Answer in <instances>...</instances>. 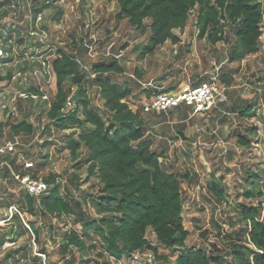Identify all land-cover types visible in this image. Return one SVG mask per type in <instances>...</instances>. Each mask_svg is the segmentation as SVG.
<instances>
[{
  "label": "trees",
  "instance_id": "1",
  "mask_svg": "<svg viewBox=\"0 0 264 264\" xmlns=\"http://www.w3.org/2000/svg\"><path fill=\"white\" fill-rule=\"evenodd\" d=\"M23 1H0V11L7 6L4 14L11 11L12 17L20 15L23 25L18 28L15 25L3 24L5 32L0 30V44L7 52V56L0 59L3 63L15 61V51L18 53L17 47L24 43V34L32 37L28 30L29 22L23 16L28 11L23 9ZM107 1L117 2L118 21L128 20L135 30L142 32L150 29V38L140 53L144 58L154 54L160 46L169 41L180 44L181 37L175 30L183 31L187 27L193 10L198 13L200 38L208 36L210 42L215 45L222 40L231 43L230 36L234 34L229 51L230 60L242 62L248 55L260 50L264 34V3L261 0ZM13 4H16L17 8H14ZM33 5L37 7L35 11L39 12L36 1ZM228 27L231 33H226ZM13 38L16 44L10 42ZM39 43L41 42L38 41L37 44ZM78 49L71 51L63 46L55 48L52 69L56 93L50 102V123L47 128L54 126L60 131L73 130L74 136L70 137L68 146L74 159H77L82 146L87 150L89 175L98 179V192L94 195L83 194L78 184L75 193L64 194L55 175L44 179L48 189L40 195H31L23 188L19 212H13L10 219L6 217L8 221L19 223L21 230L18 235L27 234L28 225L35 236V243H38L39 252L47 256L48 249L42 241L38 224L25 217V214L39 217L49 232L56 228L53 219L68 224L67 220L73 218L74 223L81 225L83 232L70 229L63 236V264H90L91 260L86 259L89 250H98L97 255L103 259L113 257L117 261L127 263L131 262L137 251L149 250L156 261L167 262L171 256L176 255L175 264H264V179L257 172L252 173L251 181L259 189V201L241 205L240 222L243 227L226 235L231 243V251L218 252L219 248L215 244L212 251L198 246L186 248V239L190 233L182 216V175L178 171L164 169L161 157H164L165 153L154 148L155 141L150 135V130L159 122H163L162 128L167 126L166 111L145 112L143 108H131L128 98L132 95L133 88L128 83L132 81L135 85H140V78H130L129 81L126 80V85L119 83V76L125 72V66L118 56L96 62L92 77L83 60L84 51ZM89 78L101 90L105 106L103 113L87 94ZM70 82L77 86L81 97L78 101H72L71 105L69 102L74 95L72 88L68 87ZM222 82L230 86L231 80L227 79V74H223ZM28 92L38 94L40 88L33 84ZM19 102L18 105L21 106ZM220 104L228 111L239 112L240 116H247L254 111L252 104L244 109L238 105L226 106V102ZM158 113L163 114L162 119ZM183 118H187V115ZM3 127L4 124L0 123V133ZM9 129L11 141L33 136L37 131L30 114L22 109L20 116L10 122ZM247 132L259 134L256 127H248ZM161 134L170 136L169 131L165 129H162ZM238 141L244 146L251 145L248 135L239 133ZM16 155L7 156L13 170L21 175L30 174L39 178L38 173L43 167V162L33 161L30 167L25 166V162L18 165ZM80 162L79 165L82 163ZM1 171L4 176L14 179L9 167L0 168V173ZM71 180L75 183L79 181V176L74 173ZM213 191L219 198H223L220 191ZM246 196L253 195L246 193ZM89 199L96 207L95 214L88 209ZM149 232L155 235L158 244L151 242ZM203 234L208 237L209 231ZM49 238L54 239V236ZM6 241L5 236L0 235V245H4ZM100 246L104 251H99Z\"/></svg>",
  "mask_w": 264,
  "mask_h": 264
},
{
  "label": "rangeland",
  "instance_id": "2",
  "mask_svg": "<svg viewBox=\"0 0 264 264\" xmlns=\"http://www.w3.org/2000/svg\"><path fill=\"white\" fill-rule=\"evenodd\" d=\"M34 1L44 15L43 27L48 36L43 44H37L34 38L23 35L24 43L17 47L15 61L0 64V77H2L0 93L6 90L7 96L17 91L28 94L33 84L39 85L38 78L34 74V70L41 65V57L39 59L38 55L50 46L54 48L63 46L71 51L78 48L84 51L83 60L92 77L96 62L119 56L125 66V72L119 76L118 82L125 84L126 80L129 81L133 77L140 78L142 82L140 85H135L132 81L133 84L128 83L133 88L128 102L134 110L143 108L141 101L145 100L147 94L145 89H148L146 84L148 79L154 83L171 85L177 81L185 82L208 75L214 76L223 88L225 87L222 82L223 74H227V79L231 80L230 86L225 87L227 97L230 96L232 100L236 99L239 104L244 103L245 106L247 103H253L254 111L244 118L239 112L227 113L226 110L227 112L223 113L219 110L220 112H215L213 115H191L183 122L182 112L177 111L167 118V126L163 128L156 126L150 130V135L155 141L154 148L158 152L165 153V156L161 157L164 169L175 170L182 175L184 195L182 216L185 227L190 233L186 239V248L198 246L212 251L215 244L219 248L218 252L231 251V243L226 235L243 227L240 222L241 205L259 201L257 197L259 189L251 181L252 173L257 172L264 179V34L257 53L248 55L242 62L232 61L229 58V51L234 34L230 36L231 43L222 40L215 45L210 42L208 36L200 38L197 25L198 13L197 10H193L187 27L183 31L175 30L181 37L180 44L169 41L157 49L155 54L144 58L140 53L150 38V29L147 28L142 32L135 30L128 20L118 21L117 2ZM261 1L264 3V0ZM6 7L4 6L0 11V30L5 32L3 24L23 27L20 15L12 17L11 11L4 14ZM226 33H231L229 27L226 28ZM179 47H183L182 52ZM53 76L47 87L50 100L40 97L34 99L28 94L18 100L21 106L18 105V101L12 104L16 110L14 113H8L1 107V99H4L5 94H2V97L0 95V123L4 124L0 133V144L11 140L9 124L20 116V109L27 111L37 131L33 136H24L20 139L21 147L18 148L15 158L17 164L22 165L25 162L27 166V163L33 161L43 162L38 179L44 180L55 175L62 185L64 194L75 193L79 184L83 194L94 195L98 192V179L89 175L87 150L82 146L77 159H74L68 146L70 137L74 136L73 130L60 131L54 126L47 128V124L50 123L48 117L50 102L56 93L55 75ZM182 85L178 86L179 90ZM68 87L72 88L73 95L77 92V86L71 82ZM87 94L103 113L105 106L101 98V90L91 78L87 81ZM6 101H9L8 98ZM231 105L232 103L228 102V106ZM222 109H225L224 106ZM248 127H256L259 134L247 132ZM162 129L168 130L170 136L161 134ZM239 133L248 135L251 138V145H241L238 141ZM74 173L79 176V181L75 183L71 180ZM213 189L220 191L223 198H219ZM22 190L23 186L15 178L6 177L1 171L0 235H4L7 241L4 245H0V264H63L62 238L70 229L83 232L81 225L74 223L73 218L67 220L68 224L55 218L53 222L56 228L53 232H49L46 224L39 217L25 214V217L35 221L40 228L48 255L40 253L29 226L26 224L29 229L27 234L18 235V231L21 230L19 223L6 219V217L10 219L12 213L16 211L15 208H19ZM246 193L253 196L248 197ZM88 205L90 212L95 214L96 207L90 199ZM205 231H209L208 237L203 234ZM52 235L55 240L49 238ZM148 236L154 245L158 244L153 233L149 232ZM246 239H248L247 235ZM100 250L104 251L102 246ZM97 253L98 250L88 251L86 259L91 260L90 264H175L176 258V255H173L169 261L163 262L156 261L155 257H152L148 261L145 253L148 255L150 251L145 250L140 259H131V262L127 263L117 261L113 257L103 259Z\"/></svg>",
  "mask_w": 264,
  "mask_h": 264
},
{
  "label": "built area",
  "instance_id": "3",
  "mask_svg": "<svg viewBox=\"0 0 264 264\" xmlns=\"http://www.w3.org/2000/svg\"><path fill=\"white\" fill-rule=\"evenodd\" d=\"M34 0H24L22 3L23 9L28 10L24 14V19L29 22V33L34 38V42H45L48 33L43 27L44 15L41 11L36 12L37 7L33 5ZM14 8H17L16 4H13ZM10 42H15L14 38ZM16 44V42H15ZM14 49L16 47L14 46ZM55 48L50 46L49 49L38 55V58L41 57L40 68L34 70V74L39 81L40 93L38 94H29L32 98L36 99L38 97L50 100V96L47 92V87L51 83L53 76L52 69V60L54 58ZM7 56L6 48L0 44V59ZM0 64H4L0 61ZM47 68V70H45ZM44 69V70H43ZM8 92L6 90L1 91L0 95L5 94L1 99V107L5 109L8 113H14V105L20 98L28 96L24 91H17L14 94L6 95ZM8 98V102L6 101ZM228 100L225 88L221 87L215 77L212 76L209 80L202 82L197 86L186 85L182 87L179 91L175 93H159L153 95L147 102L142 104L145 112L149 111H168L172 108L179 107L180 105H188L193 109L194 114H204L210 111L214 106L226 102ZM70 100L69 105H71ZM19 102V101H18ZM21 144L19 139L14 141H8L6 143L0 144V168L5 166L9 167L12 170L13 177L17 180L23 188L31 195H40L48 189V184L43 179L34 178L29 174L21 175L20 173L13 170L12 164L7 158L8 155H16L18 152V145ZM33 163H27V166H32ZM17 212L18 209L15 208ZM143 252L137 251L132 260H138L142 256ZM148 261L154 257L153 253L147 255ZM47 264V263H44Z\"/></svg>",
  "mask_w": 264,
  "mask_h": 264
},
{
  "label": "crops",
  "instance_id": "4",
  "mask_svg": "<svg viewBox=\"0 0 264 264\" xmlns=\"http://www.w3.org/2000/svg\"><path fill=\"white\" fill-rule=\"evenodd\" d=\"M165 45V44H164ZM163 46V45H162ZM162 46H160V47H162ZM159 47V48H160ZM158 48V49H159ZM183 47H179V49H180V51H181V49H182ZM157 51V50H156ZM155 51V52H156ZM182 52V51H181ZM186 52V51H185ZM155 54V53H154ZM153 55V54H152ZM181 55V54H180ZM180 55H178V56H180ZM119 57V56H118ZM185 57V56H184ZM178 58V57H177ZM179 59V58H178ZM138 73V72H137ZM138 74H141V73H138ZM210 77H212V76H210ZM208 75L207 76H205V77H201V78H196V79H193V80H188V81H185V82H183V81H177V82H174L173 84L171 83V85H166V84H163V83H160V82H157V83H154V82H151L152 80H150V79H148V82H146V84L148 85V89H145V90H147L146 92H147V94H146V97H145V100L144 101H141L142 102V104L144 103V102H147L153 95H155V94H159V93H175V92H177V91H179V89H178V86L181 84H184V85H182V87H184V86H186V85H190V86H197V85H199V84H201L203 81H206V80H204V79H209L210 78ZM225 85V87L227 88V87H229V86H226V84H224ZM181 87V88H182ZM224 87V88H225ZM230 99V100H229ZM228 102H230V104L232 103V105H231V107L233 106V105H238V107L239 108H241V109H244V108H246L248 105H253V103L252 102H250V103H247V105L245 106L244 105V103H242V105L241 104H239L238 103V100L236 101V99H235V101L234 100H232V97H230V96H228V101L226 102V106L228 105ZM240 102V101H239ZM222 107H223V105L222 104H218V105H216V106H214L210 111H208L207 113H204V114H194L193 113V109L190 107V106H185V105H181L180 107H175V108H172V109H170V110H168V111H166L165 113H166V115L169 117L170 115H174L175 114V112H182V116L184 117V115H187V118H182V119H184L183 120V122H185L191 115H193V116H204V115H206V114H212L213 115V113H218V112H223V113H225V112H227V111H225L226 110V108L225 109H222ZM220 110V111H219ZM158 112V111H157ZM231 111H228L227 113H230ZM233 112V111H232ZM159 114V117H160V119H162L163 118V114L162 113H158ZM180 114V113H179ZM172 115V116H173ZM167 117V118H168ZM186 117V116H185ZM242 118H244V116H241ZM168 120V119H167ZM168 122V121H167ZM162 121L161 122H159L156 126H161L162 125ZM171 123V122H170ZM155 126V127H156ZM185 127V126H184ZM11 141V140H10ZM8 142V141H7ZM6 143V142H5Z\"/></svg>",
  "mask_w": 264,
  "mask_h": 264
},
{
  "label": "water",
  "instance_id": "5",
  "mask_svg": "<svg viewBox=\"0 0 264 264\" xmlns=\"http://www.w3.org/2000/svg\"><path fill=\"white\" fill-rule=\"evenodd\" d=\"M81 97H80V92L79 91H77L75 94H74V96H73V101H78L79 99H80Z\"/></svg>",
  "mask_w": 264,
  "mask_h": 264
}]
</instances>
